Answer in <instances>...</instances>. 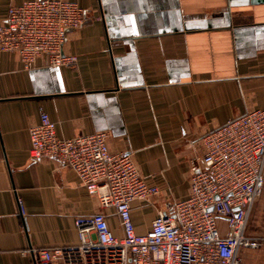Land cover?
I'll use <instances>...</instances> for the list:
<instances>
[{"label": "crops", "instance_id": "crops-1", "mask_svg": "<svg viewBox=\"0 0 264 264\" xmlns=\"http://www.w3.org/2000/svg\"><path fill=\"white\" fill-rule=\"evenodd\" d=\"M24 1L0 0V23ZM69 1L89 13L68 34L65 51L77 56L76 67L39 57L27 70L14 53L1 57L0 264H35L23 254L31 246L78 245L81 215L101 211L123 236L114 209H101L72 169L31 159L29 129L42 110L62 137L107 132L110 149L131 153L160 187L151 202L132 205L143 234L158 209L188 195L197 154L191 143L247 109L264 108V0ZM250 231L264 234V198Z\"/></svg>", "mask_w": 264, "mask_h": 264}, {"label": "built area", "instance_id": "built-area-1", "mask_svg": "<svg viewBox=\"0 0 264 264\" xmlns=\"http://www.w3.org/2000/svg\"><path fill=\"white\" fill-rule=\"evenodd\" d=\"M86 10L69 0H28L9 8L0 23V68L4 52L14 53L24 69L39 57L49 66L76 67L65 47L70 30L86 21ZM1 70V69H0ZM57 122L42 110L30 127V157L72 169L101 209L113 208L123 236L113 233L99 211L78 216L75 246L29 247L35 264H246L243 252L264 247V234H253L250 219L264 195V108L247 109L208 130L191 144L188 195L158 209L150 229L136 232L135 202L161 194L140 172L127 151H112L107 132L72 138L57 132ZM18 209L24 212L17 197Z\"/></svg>", "mask_w": 264, "mask_h": 264}, {"label": "rangeland", "instance_id": "rangeland-1", "mask_svg": "<svg viewBox=\"0 0 264 264\" xmlns=\"http://www.w3.org/2000/svg\"><path fill=\"white\" fill-rule=\"evenodd\" d=\"M262 198H264V196L262 197ZM262 198H260V199H262ZM259 199V200H260ZM258 200V201H259ZM258 201H257V203H258ZM256 203V204H257ZM256 204H255V206H256ZM255 206H254V209H255ZM254 209H253V213H254ZM253 213H252V215H253ZM251 220H252V216H251V219H250V226H251ZM263 252H262V249H260V250H256V251H254V250H246V251H244L243 252V258H244V260H246V258H248V259H253V260H255V261H257L258 263L257 264H262V262H261V260H260V256L259 255H261ZM262 258V257H261Z\"/></svg>", "mask_w": 264, "mask_h": 264}, {"label": "water", "instance_id": "water-1", "mask_svg": "<svg viewBox=\"0 0 264 264\" xmlns=\"http://www.w3.org/2000/svg\"><path fill=\"white\" fill-rule=\"evenodd\" d=\"M88 15H89V13L86 11V17H87V18L89 17Z\"/></svg>", "mask_w": 264, "mask_h": 264}]
</instances>
